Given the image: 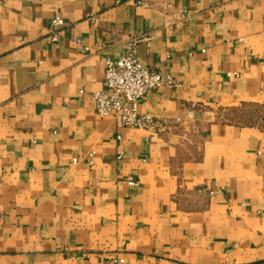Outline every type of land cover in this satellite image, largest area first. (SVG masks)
<instances>
[{"label":"crops","instance_id":"0c3cea01","mask_svg":"<svg viewBox=\"0 0 264 264\" xmlns=\"http://www.w3.org/2000/svg\"><path fill=\"white\" fill-rule=\"evenodd\" d=\"M142 1L0 0V264H264V0ZM134 41L169 138L91 100Z\"/></svg>","mask_w":264,"mask_h":264},{"label":"built area","instance_id":"2783aa9c","mask_svg":"<svg viewBox=\"0 0 264 264\" xmlns=\"http://www.w3.org/2000/svg\"><path fill=\"white\" fill-rule=\"evenodd\" d=\"M136 4L140 7H147L142 0H136ZM66 27L67 24L62 18L57 17L52 20L50 38L53 43L59 41L60 32ZM75 42L81 43L79 39ZM137 43V41L129 43L125 48V54L118 61L106 60L103 87L91 93V100L100 118L112 117L124 127L166 139L174 134V128L162 118L141 114L139 103L151 92L162 87L178 88L180 84L171 77L163 78L158 69L140 61L137 57ZM84 51L87 52L88 49L85 48ZM234 76L238 77V74ZM82 93L84 92L81 90L80 94ZM181 123V119L178 118L176 124ZM117 139L120 140V137ZM123 155V152L119 151L117 159L121 160ZM89 157V164L93 165L94 152H91ZM128 183L131 186H137V183L131 179ZM114 262L124 264L125 261L119 259Z\"/></svg>","mask_w":264,"mask_h":264}]
</instances>
